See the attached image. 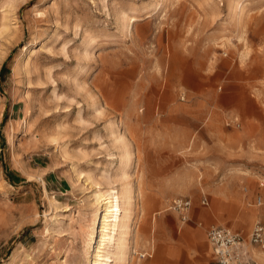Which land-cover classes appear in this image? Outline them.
<instances>
[{"label": "rangeland", "instance_id": "374dc122", "mask_svg": "<svg viewBox=\"0 0 264 264\" xmlns=\"http://www.w3.org/2000/svg\"><path fill=\"white\" fill-rule=\"evenodd\" d=\"M107 178L132 190L128 264L182 222L194 264L211 226L264 225V0H0V264H121L110 218L91 229Z\"/></svg>", "mask_w": 264, "mask_h": 264}, {"label": "bare ground", "instance_id": "6f19581e", "mask_svg": "<svg viewBox=\"0 0 264 264\" xmlns=\"http://www.w3.org/2000/svg\"><path fill=\"white\" fill-rule=\"evenodd\" d=\"M231 8H233L235 12L238 8V4L236 3L231 5ZM134 22H136V18H128L125 27L127 28L132 26ZM117 140H123L122 134L119 133ZM106 182V190L98 186L93 195L98 204V209L95 212L91 229L95 231L99 227V221L101 222V220L105 218V215L107 216L106 218H110V224L108 225V232L106 234L109 236L108 240L112 246L116 248L114 253V261H120L121 264H128L126 262V234L128 228L132 225L134 220V213L130 207L132 190L116 184V181H110V178H107ZM99 236L102 241L105 240L103 237H101L102 235ZM93 242L94 238L92 237L86 247V253H89ZM104 258L106 259V256L101 254L99 259L93 264H107L106 261H103Z\"/></svg>", "mask_w": 264, "mask_h": 264}, {"label": "built area", "instance_id": "2783aa9c", "mask_svg": "<svg viewBox=\"0 0 264 264\" xmlns=\"http://www.w3.org/2000/svg\"><path fill=\"white\" fill-rule=\"evenodd\" d=\"M236 125H238V122H236ZM259 186H264V184L259 182ZM261 203V196H257L256 204L260 205ZM190 206L189 198L177 197L170 202L168 208L178 212L180 219L185 221ZM207 239L213 264H259L255 259L252 248H264V225L256 222L247 234L227 226H211L207 230Z\"/></svg>", "mask_w": 264, "mask_h": 264}, {"label": "crops", "instance_id": "0c3cea01", "mask_svg": "<svg viewBox=\"0 0 264 264\" xmlns=\"http://www.w3.org/2000/svg\"><path fill=\"white\" fill-rule=\"evenodd\" d=\"M215 140H216L215 142H219L220 138H215ZM222 151H224V150H222ZM208 152H209V154L207 155V157H209V159L206 160L205 166L206 167L207 166L212 167V162L210 161V158H212V156H215L217 151L214 149H209ZM189 178H190V174L187 171H185L183 168L176 173V175L171 180V182L173 185L186 186L191 182L189 180ZM58 184H60V183H58ZM213 190L217 191L219 194H221V193L223 194L224 192L226 193L225 186L221 185L220 183H215L213 186ZM202 203H203V201H202ZM206 203L207 202H205V204ZM155 215H159V214H157L155 212L154 215L152 216L153 220H155ZM184 226H186V224L184 222H182V224L180 225L181 229L179 231H183L182 236L184 239L182 238L181 240H178V241H180L181 244H179L177 242V240L173 241L172 243L159 242L156 245L155 257H152V255L150 256L152 258H151L149 264H158L159 262H163V261H165L166 264H194V261L192 259L197 255L194 252H192L191 249L189 248L190 244L188 242V238L186 239L184 237V236L190 235L191 232L189 229H185ZM167 235H168V233L165 234V236H167ZM206 239H207V231H206ZM207 243H208V249L210 250V251L208 250L210 252V254H209L210 258L208 259V256H207L208 252L207 253L204 252L200 256L201 264H213V258H212L211 249H210L208 239H207ZM254 249L257 250L258 256L254 252ZM153 250H154V247H153ZM252 252L255 256L256 261L259 264L264 262V248L253 247ZM258 259L261 261V263L258 261Z\"/></svg>", "mask_w": 264, "mask_h": 264}]
</instances>
